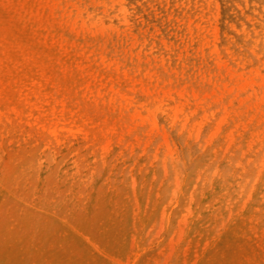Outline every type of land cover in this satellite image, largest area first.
<instances>
[{"label": "bare ground", "instance_id": "bare-ground-1", "mask_svg": "<svg viewBox=\"0 0 264 264\" xmlns=\"http://www.w3.org/2000/svg\"><path fill=\"white\" fill-rule=\"evenodd\" d=\"M114 1L119 15L131 20L148 0ZM234 1L246 0H218L225 21L236 15ZM251 1L264 5V0ZM182 2L197 23L186 27L177 44L155 40L160 57L139 50L116 66L111 62L123 55L102 43L109 31L95 29L92 5L82 9L89 17L83 20L87 28L68 20L65 36L52 38L36 9L37 0H0V109L3 120L11 121L5 134L12 141L0 151V236L16 241L19 254L33 252L28 244L33 239L50 264L58 262L53 254L58 251L71 261V250L58 243L72 244L79 231L90 234L106 216L111 195L89 156L103 142L96 129L100 122L126 119L128 94L138 104L156 108L169 123L176 121L175 114L178 121L206 123L201 134L199 127L193 136L180 135L185 155L173 159L180 168V198H186L185 205L196 214L210 211L223 198L250 195L255 182L264 193V153L245 152L246 134L229 132L226 126L219 133L212 130L223 122L248 120L227 110L226 94L202 95L238 81L220 67L216 49L208 44L213 29L199 21V0ZM73 3L78 5L77 0ZM220 27L222 34L224 20ZM126 139L125 134L113 137V149Z\"/></svg>", "mask_w": 264, "mask_h": 264}, {"label": "rangeland", "instance_id": "rangeland-1", "mask_svg": "<svg viewBox=\"0 0 264 264\" xmlns=\"http://www.w3.org/2000/svg\"><path fill=\"white\" fill-rule=\"evenodd\" d=\"M105 1L77 0L78 6L74 0H37L36 9L45 19L46 33L55 38V34L65 36L64 23L68 20L87 28L83 20L89 17L82 9L92 5L91 10H96L95 29L101 33L106 27L109 31L102 43L123 55L111 62L116 66L139 50L160 57L154 50L155 40L175 45L186 27L197 23L188 10L184 11L187 6L183 0H148L144 11L137 10L131 20L119 15L118 1ZM203 1L198 2L199 21L213 29L208 44L216 49L220 67L229 70L238 82H225L222 90H208L202 95L209 98L226 94L227 110L233 116L241 113L248 120L227 125L223 122L212 130L219 133L226 126L229 132L246 134L242 141L245 152L264 153V5L234 1L236 15L225 21L218 0ZM220 20L226 27L222 34ZM102 84L107 86L105 81ZM127 97L126 119L100 122L96 129L103 142L89 156L98 167L100 184L111 195L107 214L90 234L79 231L72 244L58 243L71 250L72 258L66 261L58 251L53 253L56 264H264V193L259 182H255L250 195L226 201L223 198L220 205L210 206V211L196 214L185 205L186 198H180V168L173 159L185 155L180 135L193 136L199 127L201 134L206 123L178 121V114L174 115L176 121L169 123L156 108L138 104L130 94ZM41 110L37 107L36 112ZM4 114L0 109V151L6 143L12 144L5 134L11 121H4ZM121 134L127 139L113 149L112 138ZM71 174L68 187L75 172ZM174 201L179 206L173 205ZM60 221L66 225L63 218ZM28 244L33 252L21 255L16 241L0 236V264H50L39 252L36 240L30 239Z\"/></svg>", "mask_w": 264, "mask_h": 264}]
</instances>
